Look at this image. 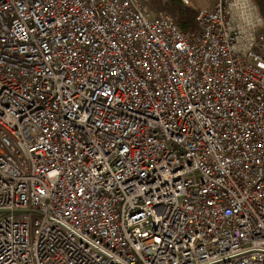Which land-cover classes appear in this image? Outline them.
Returning a JSON list of instances; mask_svg holds the SVG:
<instances>
[{
  "label": "built area",
  "instance_id": "obj_1",
  "mask_svg": "<svg viewBox=\"0 0 264 264\" xmlns=\"http://www.w3.org/2000/svg\"><path fill=\"white\" fill-rule=\"evenodd\" d=\"M180 1L0 0V264H264V19Z\"/></svg>",
  "mask_w": 264,
  "mask_h": 264
},
{
  "label": "trees",
  "instance_id": "obj_2",
  "mask_svg": "<svg viewBox=\"0 0 264 264\" xmlns=\"http://www.w3.org/2000/svg\"><path fill=\"white\" fill-rule=\"evenodd\" d=\"M254 2L264 19V0H254ZM146 6L153 15L159 13L169 15L185 33L192 34L199 28L196 19L198 13L184 6L180 0H146Z\"/></svg>",
  "mask_w": 264,
  "mask_h": 264
},
{
  "label": "rangeland",
  "instance_id": "obj_3",
  "mask_svg": "<svg viewBox=\"0 0 264 264\" xmlns=\"http://www.w3.org/2000/svg\"><path fill=\"white\" fill-rule=\"evenodd\" d=\"M216 2H218V0H194V4L196 5V7L201 10L213 7ZM153 16L154 15H152V17Z\"/></svg>",
  "mask_w": 264,
  "mask_h": 264
},
{
  "label": "crops",
  "instance_id": "obj_4",
  "mask_svg": "<svg viewBox=\"0 0 264 264\" xmlns=\"http://www.w3.org/2000/svg\"><path fill=\"white\" fill-rule=\"evenodd\" d=\"M216 3H217V2H216ZM216 3H215V4H216ZM215 4H214V5H215Z\"/></svg>",
  "mask_w": 264,
  "mask_h": 264
}]
</instances>
